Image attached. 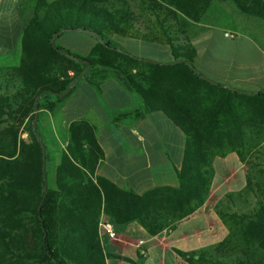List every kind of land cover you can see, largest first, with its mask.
<instances>
[{
    "label": "trees",
    "instance_id": "trees-1",
    "mask_svg": "<svg viewBox=\"0 0 264 264\" xmlns=\"http://www.w3.org/2000/svg\"><path fill=\"white\" fill-rule=\"evenodd\" d=\"M212 1H23L30 15L22 24L18 63L7 67L12 88L0 92V264H106L109 253L98 234L102 215L114 225L135 221L150 235L172 229L206 201L213 160L230 152L244 164L246 182L215 205L227 235L179 254L189 264H264V89L231 88L196 68L185 26L198 21ZM228 1L264 19V0ZM66 32L92 44L84 54L65 48L57 39ZM120 38L169 45L174 62L132 54ZM113 73L141 99L131 114L161 111L184 133L178 184L138 193L97 174L104 151L95 126L80 119L68 125L53 185L45 148L44 192L39 138L45 142L37 124L32 127L34 105L38 113L51 110L81 79L98 86ZM251 197L248 210L222 206Z\"/></svg>",
    "mask_w": 264,
    "mask_h": 264
},
{
    "label": "crops",
    "instance_id": "crops-1",
    "mask_svg": "<svg viewBox=\"0 0 264 264\" xmlns=\"http://www.w3.org/2000/svg\"><path fill=\"white\" fill-rule=\"evenodd\" d=\"M23 1L0 0V92L12 88L13 79L7 67L18 63L22 24L30 15V8ZM218 23L203 20L186 23V33L196 52L204 50L207 53V57L199 59L198 70L226 85L248 90L264 89L259 83L264 78V36L246 34L245 25L241 28L237 25L238 29ZM231 24L235 27L234 23ZM214 27L218 32L215 37L211 32ZM258 29L264 32V27ZM227 31L235 36L224 35ZM74 35L80 45L88 47L92 44V39L77 33ZM119 41L122 42L121 38ZM165 46L169 49V45ZM151 59L166 62L172 59V55L167 60ZM140 105V97L117 74L101 80L98 86L81 79L66 97L56 102L53 109H43L44 127L54 150L60 155L68 142L69 123L87 120L95 126L104 151L97 174L138 193L158 185L176 186L184 133L161 111L142 116L131 114ZM213 166L208 198L192 214L178 221L174 228L150 235L132 221L114 225V238L103 235L101 244L109 253L106 264H189L180 251H196L221 241L227 235V229L217 215L215 205L227 193L240 191L246 182V171L235 152L215 157ZM237 200L234 198V204ZM228 204L233 206L231 202ZM104 218L109 217L105 215Z\"/></svg>",
    "mask_w": 264,
    "mask_h": 264
},
{
    "label": "rangeland",
    "instance_id": "rangeland-1",
    "mask_svg": "<svg viewBox=\"0 0 264 264\" xmlns=\"http://www.w3.org/2000/svg\"><path fill=\"white\" fill-rule=\"evenodd\" d=\"M199 20L207 21L208 23L220 22L218 24L220 25L223 24L226 27L238 28V29H240L241 26L245 25L243 30L247 32L246 34L254 35L256 37L264 36V32L258 29L260 27L262 28L264 27V19L240 12L239 9L228 0H213L208 10ZM189 22L191 21H187L186 23ZM231 23H234L235 27ZM237 25L240 28L236 27ZM216 30L217 27L211 29L212 35L214 37L218 33ZM75 37L76 36L74 35V33L70 34L69 32L68 33L66 32L63 33L61 37L57 39V43H59L61 46L65 48L84 54L86 52L85 50L88 47L83 46L85 44L80 45V42H76V40L74 39ZM121 41L122 42H120V44H122V46H124L126 50L132 52V54L134 53L137 55H142V57L147 56L145 58L151 57L159 60L160 59L167 60V58H169L171 54L170 47L169 49H166L165 45L144 42L130 38H121ZM197 54H198V59L197 58L195 59V66L197 69H200L199 59L203 57H207V53L204 50H201L198 51ZM196 61L198 62V65L196 64ZM260 80H261L259 81L260 85L264 86V78L262 77ZM44 119L45 117L43 115V110H41L38 113L37 126L41 134V137L45 142V148L47 151L48 182L50 185H53L55 179V168L59 161V157H58L59 154L54 150V145H52V142L49 138V133L47 129L44 127ZM21 135L22 137L25 138L26 132L22 131ZM220 174L221 172L218 169V175ZM228 202H229L228 200H224L222 206L226 208ZM252 203H253L252 197L249 200V202H242L240 200H237V202L233 206H231V208L236 210H248L251 207Z\"/></svg>",
    "mask_w": 264,
    "mask_h": 264
},
{
    "label": "water",
    "instance_id": "water-1",
    "mask_svg": "<svg viewBox=\"0 0 264 264\" xmlns=\"http://www.w3.org/2000/svg\"><path fill=\"white\" fill-rule=\"evenodd\" d=\"M87 31V30H85ZM54 39H55V36H53L51 38V43L53 44L54 43ZM54 45V44H53ZM170 62H174V61H170ZM90 67V64L87 62V67L86 69L79 75V76H82L87 70L88 68ZM203 76V75H202ZM205 77V76H203ZM211 81L215 82L214 80L210 79ZM230 86V85H228ZM231 87V86H230ZM72 88V85L68 87V89L63 92V93H55V95H64L66 94L70 89ZM231 88H234V87H231ZM37 118H38V107H37V103L34 105V117L32 119V127L35 129L36 128V124H37ZM39 143L41 145V148H42V174H43V179H44V187H43V190L44 192L46 191V188H47V181H46V158H45V146L43 144V141L41 138H39ZM44 199V194L41 198V201H40V204L41 202L43 201Z\"/></svg>",
    "mask_w": 264,
    "mask_h": 264
},
{
    "label": "built area",
    "instance_id": "built-area-1",
    "mask_svg": "<svg viewBox=\"0 0 264 264\" xmlns=\"http://www.w3.org/2000/svg\"><path fill=\"white\" fill-rule=\"evenodd\" d=\"M224 35L228 37H234L235 34L232 32H225ZM105 215H102L100 217L99 223H98V234L100 239H102L103 235H106L109 238L115 237V231H114V223L113 220L110 218H104ZM145 251H142V254H144Z\"/></svg>",
    "mask_w": 264,
    "mask_h": 264
}]
</instances>
